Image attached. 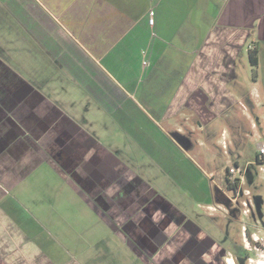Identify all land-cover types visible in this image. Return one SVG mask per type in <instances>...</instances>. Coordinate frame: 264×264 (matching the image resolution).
Masks as SVG:
<instances>
[{
	"label": "crops",
	"instance_id": "obj_1",
	"mask_svg": "<svg viewBox=\"0 0 264 264\" xmlns=\"http://www.w3.org/2000/svg\"><path fill=\"white\" fill-rule=\"evenodd\" d=\"M65 81L144 174L64 110ZM263 140L264 0H0V264H239L252 242L216 212L249 215L228 167L262 171Z\"/></svg>",
	"mask_w": 264,
	"mask_h": 264
},
{
	"label": "rangeland",
	"instance_id": "obj_2",
	"mask_svg": "<svg viewBox=\"0 0 264 264\" xmlns=\"http://www.w3.org/2000/svg\"><path fill=\"white\" fill-rule=\"evenodd\" d=\"M243 73L244 77L253 79L252 71L243 67ZM62 84H64V91L62 93V96L57 100L61 102L64 110L69 112L71 116L75 117V119L81 122V124L86 127L89 132L95 135V137L101 144L107 146L113 151L118 150L121 154L120 156L122 157V159L131 160L134 167L140 170L142 174H144L146 168H143L142 164L149 165L151 164V161H147V158L144 156V153L141 150L133 148V144L131 143L133 137L127 136L125 132H123L120 128L118 122L114 120L105 109L100 108L91 97H88L83 92H77L78 90L74 91V88H72L74 86V83L72 84V86L68 81H65ZM126 145L131 146L128 151H126L128 149ZM253 154L251 156H253ZM136 161H139V166L136 165ZM233 164L234 163H232V165ZM241 164H243V167H246L247 177L245 179V183L242 186L240 200L249 201L248 197L245 196L244 193V190L246 189L250 190L251 198L255 195H260L254 198V203L251 202L252 207L249 206L252 209L251 211L254 210V215L244 214L243 210H241L240 213H238L239 219L237 221H230V219L226 215H224V212L222 210H219L216 212V214L218 215L217 222L219 221V224L223 223L221 225H223L224 231H229L234 240L240 244H242L241 223L245 222L246 224L252 226L250 228V231L256 232L257 237L260 239V242H258L257 244L258 249H255L254 242L251 241V247L249 246V248H251V253L248 255L251 261L247 259L246 264H264V229H262V231H257L255 228H253V226H256V224L259 225L256 220H260V218V225L264 228V217H262L264 213V207L263 213L262 208H259L260 206H264V171H260L256 164L245 165L244 162ZM216 178L218 179L221 187L225 189L227 194L233 195V192H229L227 190V183L224 172L220 177L217 176ZM155 180H152V182H154ZM255 201L258 204H255ZM240 207L243 206L240 205ZM260 211L262 216L259 214ZM96 227L97 226L91 225L85 231L87 237H91V235L93 236L91 237L93 241L95 240L94 237L100 234H98L97 231H94Z\"/></svg>",
	"mask_w": 264,
	"mask_h": 264
},
{
	"label": "built area",
	"instance_id": "obj_3",
	"mask_svg": "<svg viewBox=\"0 0 264 264\" xmlns=\"http://www.w3.org/2000/svg\"><path fill=\"white\" fill-rule=\"evenodd\" d=\"M151 18L149 19V22L151 24L154 23V11L150 12ZM259 152L261 154V160L259 162V165L261 166V170L264 171V144H262L259 148ZM228 175H229V183H231V186L234 189V193H235V201L239 200V196L241 195V190H242V186L245 183V179H246V167H241L239 165H230L228 167ZM244 193L247 196H250V191L249 190H244ZM241 204L245 207L244 212L248 213V206L249 203L246 201H242ZM243 231L244 234L245 232V226H243Z\"/></svg>",
	"mask_w": 264,
	"mask_h": 264
},
{
	"label": "flooded vegetation",
	"instance_id": "obj_4",
	"mask_svg": "<svg viewBox=\"0 0 264 264\" xmlns=\"http://www.w3.org/2000/svg\"><path fill=\"white\" fill-rule=\"evenodd\" d=\"M253 203H254V197H253ZM255 204H257L256 203V201H255ZM249 206H250V204H249ZM263 207L264 206H260V208H262V213H263ZM249 208H251V207H249ZM245 210H247V209H245ZM244 210V211H245ZM249 211H248V213L249 214H253L254 215V210L253 211H251L252 209H248ZM260 215H261V211H260V213H259ZM262 216V215H261ZM262 217H264V213H263V216ZM256 222L257 223H259V225L258 224H256V226H253V228H255L257 231H262V229H264L261 225H260V222H261V218H260V220H256ZM241 227H242V229H243V223H241ZM252 226H250L249 224H248V226H246L245 227V232H246V235L248 236V238L252 241V242H254V247H255V249H258L257 248V244H258V242H260V239L256 236V237H254L253 235H254V233H252L251 231H250V228H251ZM242 229H241V231H242ZM241 237H242V239H243V234L241 235ZM250 246V245H249ZM251 252L249 251V252H247L246 251V253H243L242 254V256L240 257H238V263L239 264H241V263H244V261L246 260L247 261V259L249 260V258L250 257H248V255L247 254H250ZM250 261V260H249ZM230 264H235V261H233L232 263H230Z\"/></svg>",
	"mask_w": 264,
	"mask_h": 264
},
{
	"label": "trees",
	"instance_id": "obj_5",
	"mask_svg": "<svg viewBox=\"0 0 264 264\" xmlns=\"http://www.w3.org/2000/svg\"><path fill=\"white\" fill-rule=\"evenodd\" d=\"M250 58H252V59L254 58V57H253V52L250 53ZM229 185H231V183H229Z\"/></svg>",
	"mask_w": 264,
	"mask_h": 264
}]
</instances>
